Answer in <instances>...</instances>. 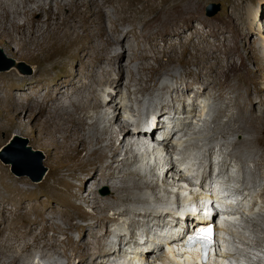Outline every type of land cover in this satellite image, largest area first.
<instances>
[{"label": "bare ground", "instance_id": "obj_1", "mask_svg": "<svg viewBox=\"0 0 264 264\" xmlns=\"http://www.w3.org/2000/svg\"><path fill=\"white\" fill-rule=\"evenodd\" d=\"M203 1L0 0V30L11 40L25 46V56L39 51L44 44L51 45V41L60 45L68 56L67 61L62 62L59 74H51L57 63L51 68L48 66L50 58L37 56V67L33 74L23 75L19 79L0 75V81L3 82L0 92L1 89L6 91L1 99L9 104H12L11 99L21 101L20 105L32 113L41 110V116L47 124L56 125L59 131L68 133L71 141H77L78 153L83 150L88 158L94 154L102 157L95 168L85 170L82 175L72 173L81 181L82 189L86 191L83 196L85 203L95 210V213L82 208L81 211L75 210L86 223L76 221L77 216L70 208L62 207L67 204V200H72V196L62 192L67 186L62 178L55 177L44 185L31 188L28 177L18 179V182L26 186L17 185L11 182L10 174L0 167V264H124L126 260L140 261L149 258L170 264V255L161 254L160 248L147 254L143 251L160 243H168V252L178 255V244L170 241H176L171 239L177 235L180 220L174 215L176 211L165 206L171 197H175L170 188L180 190L178 184L195 187L196 182L200 185L198 190L201 194L213 190L214 163L211 161L208 164L211 171L208 170L207 163H203L213 153L212 142L209 137L204 138L207 142L198 141L206 133V129H202L199 124L191 126L189 116L180 126L175 121L173 131L167 134L165 132L164 142L153 139L167 154L165 166H172L171 170L166 169L160 183L156 165H140L139 142L146 140L147 135L139 130L144 129L147 123L133 112L137 106L136 99L146 97L145 100L151 102L153 91L166 86L163 80L165 75L178 77V64L182 66L179 70L181 80L184 79L188 89L195 91L194 84H197L201 89L199 92L214 98H225V88H229V92H235L237 87L232 86L231 80L237 74L246 77V71L240 70L236 61L229 56L231 47L225 46L223 39L210 40L209 34L199 26L192 25V34L182 37L180 41L166 40V37L181 32L180 18L191 13L202 19ZM54 2L57 4L56 9L52 5ZM233 6L238 7V3L233 2ZM258 17L259 13L251 7L249 18L252 25L257 23ZM203 23L212 27L211 34L217 35L214 24L206 20ZM202 42H206L207 46L203 47ZM119 47L125 51L122 55L116 53ZM222 53L228 57L226 61L222 58ZM192 65H196L197 69H193ZM114 73L119 77L116 78ZM16 87L23 92L20 97L13 92ZM103 87H113L118 94L123 93L126 102L118 103L112 93H109V99L104 102ZM124 88L127 89L126 92ZM42 90L45 93L42 94ZM175 90L181 91L180 87ZM257 99L264 101L262 95ZM257 99L250 90L245 95L236 91L234 96L229 97L228 101L237 110V114L225 113L228 116L225 126L229 125L234 132L246 130L248 135L242 141L246 146L234 143L232 149L228 145L224 150L230 149L227 153L245 167L248 173L247 162H254L255 166L251 171L264 178V113L260 109L261 112L258 113L255 105ZM105 107L122 115L128 112L137 118L132 124V131H126L125 139L130 141L127 150L114 144L113 130L123 132V135L124 130L131 125L130 120L127 119L114 128H102V119L98 113ZM161 112L164 113L162 110ZM153 115L157 118L159 129L165 128V115V120L158 113ZM174 119L170 118L169 121ZM197 119L198 116L192 120ZM247 123L250 125L247 126ZM106 138L111 142L106 143ZM189 144L206 145L209 152L195 160L187 154L191 150ZM173 150L177 152L172 153ZM120 151L123 156L119 158L117 153ZM181 154L192 161L193 167L185 169L182 174L178 172V167L185 162ZM108 158L110 160L106 161ZM227 164L226 160L220 163L221 174H224ZM195 168L199 171H195ZM169 173H172L171 177L178 175L179 179L170 180ZM232 179L234 180L231 175L228 181L235 185ZM242 184L249 186L247 179ZM103 186L110 188L108 196L98 193V189ZM57 190L63 194H54ZM73 195L79 197L80 193ZM209 196L221 204H229L230 209L225 212V217L228 216L229 219L238 218L243 211L238 209L241 206L235 208V204L230 207L228 200L223 199L222 191L210 193ZM175 198L179 199V195ZM240 203L242 202L237 204ZM130 204L134 207L131 208ZM124 214H128L125 224L128 225L129 240L125 238L123 227L115 230L112 228L113 221H119ZM58 216L65 222L64 226L56 220ZM256 218L262 220L264 229L263 207L258 208ZM170 222L174 224L169 226ZM233 222L228 228H221L228 236L232 235L229 228L232 229L235 225ZM145 223L146 226L140 230L144 239L139 241L140 235L136 228ZM252 227L253 233L264 239L256 224H249L247 230ZM73 230L79 231V239L71 233ZM106 236H111L107 242L104 241ZM243 240L249 243L248 238L244 237ZM227 241L232 245H228V252L223 254L222 260L229 264H243L240 248L234 250L231 238L227 237ZM115 248L118 249L117 253ZM185 256L184 261L178 257L171 260L174 264L195 262L189 254Z\"/></svg>", "mask_w": 264, "mask_h": 264}, {"label": "rangeland", "instance_id": "obj_2", "mask_svg": "<svg viewBox=\"0 0 264 264\" xmlns=\"http://www.w3.org/2000/svg\"><path fill=\"white\" fill-rule=\"evenodd\" d=\"M233 2H237L238 7H234ZM211 3L220 4V10L214 15L207 14V6ZM52 5L55 9L57 8L56 2H54ZM251 7H253L257 11V13H259L257 23H254V25L251 24L249 18V9ZM201 16L202 19L197 18L189 13L185 17L180 18L179 22L181 25V32L166 37V40L180 41L182 37H186L192 34V25L201 27L204 32L209 34V38L212 41H219L223 39L225 42V46L231 47L232 51L229 52V56L236 61L240 70L246 71V77L243 78L240 74H237L232 78V86L237 87L235 89V92L238 91L240 94L245 95L247 94V91L250 90L252 91V96L255 99L259 98V95H262L264 98V1L204 0L201 8ZM203 20H206L216 26L217 35H213L210 33L212 27L205 25L203 23ZM195 39L199 40L198 37H195ZM50 44L51 45L44 44L39 51L30 54V56H25V46L16 40H11L6 33L0 30V75H5L8 77L10 76L9 78L15 77L16 79H19V77L21 78L23 75L33 74L37 67V56H40L41 58H50L48 66L51 68L54 64L57 63L55 69H52L53 71L51 74H59L62 71V62L67 61L68 56L64 54L65 50L60 47V45H58L57 43H53V41H51ZM202 46L206 47L207 43L202 42ZM225 46L223 47V49H225ZM189 47L194 50L191 44H189ZM124 52L125 51L122 47H119L116 50V53H118L117 55H122ZM52 56L54 57L52 58ZM222 58L226 61L228 57L224 53H222ZM21 63L23 64V66L21 65ZM8 65L11 66L9 68H3ZM192 68L196 70L197 66L192 65ZM181 69L182 66L178 64L176 67V70L178 71V77L171 78L166 75L164 76L163 80H165L166 86L158 87L153 91V94L151 95V102L145 100L146 97H139L138 99H136L137 106L134 109L133 114L140 115L144 120V123H147L146 121L148 120L150 114L158 113L159 115H162L161 119L165 115L164 117L167 120V127L170 128H173V126H175V121H177L176 124L180 126L182 124V121L186 120V117L189 116L191 120H189L190 122H188L191 123V126H197L199 124L202 129H206V133L198 138V141L202 143L207 142L204 138L209 137L212 142L213 153L212 155H209L207 157V161L203 163H207V166L211 161L214 163V169H212V173L214 174V181L212 182L219 188L220 191H222L227 195V197H229L230 207L234 206L235 204V208L241 206V208L238 209H243V211L239 213L238 218L235 219L231 216L230 218L232 219L228 220L225 226L227 228L233 221L237 222H233L235 223V225L232 226V229L229 228L232 235L228 236L227 234V237L228 239L231 238V240L233 241L234 250L240 248L239 254L242 257L241 260L243 264H264V239L256 233H253V227L247 230L249 224L252 226L253 224H256L258 228L261 229L264 237V229H262L263 225H261L262 220H258L256 218V212L258 211V208H264V178L260 177L257 172L251 171V169H253L255 166L254 162H247L249 167L248 173L245 167L241 166L234 157L227 153L230 149L233 148L234 143H237L238 145H244L242 141L248 135V131L246 130L243 132H234L230 130L229 125L225 126V123L228 119V116H226V114H237V110L235 108H232V103L228 101L229 97L235 95V92H229V88H225V98H214V96L199 92L201 91V89L197 84H194L195 91L193 89H188L184 79L181 80L179 72V70ZM114 75L116 78L119 77L117 73H114ZM129 79L130 78L128 77L127 80ZM188 79L191 80L190 77ZM1 82L2 81H0V85L1 88H3V82ZM177 87H180V92L178 90H175V88ZM103 88L104 102L109 99V93H112L116 96V101L118 103L124 104L126 102V99L123 98V93L118 94L115 88ZM126 91L127 89L124 88V92ZM5 92L6 91L4 89H1L0 149L10 141L14 134L20 137H24L28 139V144L32 147L33 150L42 152L44 154L43 165L48 169V171L45 177L41 179V181L36 182L31 180V177L28 175L18 176L14 174L11 171L10 165L4 164L1 158L0 167H2L10 174L11 182L17 185L26 186L25 184L18 182V179L21 177H28V179L30 180L29 186H31V188L44 185L55 177L62 178V180H64L65 184L67 185L65 186V191L62 192L72 196V200H67V204H64L62 207L70 208V210L77 216L76 221L83 222L82 218L78 216V211L75 210L81 211L82 208L89 213H95V210L91 207H88L85 203L83 196L86 194V191L82 189L83 187L81 185V181L75 178L72 173L76 172L79 175H82L85 170L95 168L97 163L102 159L101 155L94 154L90 158H88L83 150L78 153L77 141H71L68 133L59 131L56 125L47 124L44 117L41 116L43 115L41 110H39L38 112L34 111L32 113V111H30L28 108L25 109V106L24 108L20 105L21 101L16 102L13 99L10 100L12 104H9L4 99H1V96L5 95ZM13 92L16 93L18 97L23 94V92H21L18 87L14 88ZM41 93H45V90H42ZM126 95L127 99L129 100L127 93ZM9 105L12 106L9 107ZM255 105H257L258 113L261 112L259 111V109L264 113V101H260L259 99H257ZM161 110L164 111V113H162ZM246 112H249L248 109H246ZM98 116L102 119L101 127H107L109 129L111 128V126L112 128H114L115 126L120 125V123H125V120L127 119L130 120L131 125L130 127H128V129L124 130L123 135V132L120 133V131L113 130L114 144L121 145L123 146V150H127L130 141L125 139V137H127L126 131H132V124H134V121L137 118L131 116V114L128 112H125L122 115L119 112H115V110L110 107H105L102 110L100 109ZM196 116H198L199 119L193 121V117ZM170 118L175 119L174 121L172 120V122L169 121ZM163 120L165 119L163 118ZM164 124L166 125V122ZM246 125L249 126L250 123H247ZM105 142L110 143L111 141L109 138H106ZM228 145L230 149L224 150V147H227ZM188 146L191 150L187 154L195 160H197L196 158H200L201 156H204L209 152V147H207L206 145L199 146L197 144H189ZM246 151L244 153H246ZM176 152V150L172 151V153ZM117 154L119 155V158L120 156H123V153H121V151ZM182 158L185 161L190 160L184 158L183 155ZM109 160L110 158L106 159V161ZM223 160H226L229 163L227 164L226 169H224V174L228 178H225V176H223L224 174L222 173V175L220 172L221 168L219 166L220 163L223 162ZM24 164L23 166L25 167H33V164ZM134 167L136 166H132V168ZM194 170L197 172L199 171L197 168H195ZM208 170L211 171V168L209 166ZM231 175L235 180L234 181L232 179L235 185H233L232 182L230 183L228 181V179L231 178ZM172 178L174 179L177 177H170V180H173ZM246 179L248 180L249 186L242 184ZM153 181L157 182L154 179ZM159 182L161 183V181ZM159 187L163 186L160 185ZM170 192L172 193V191ZM73 193H80V196L75 197ZM98 193L108 196L111 193V190L108 186H103L98 189ZM232 193H234L235 195H233ZM54 194L63 193L57 190L54 192ZM172 195L174 194L172 193ZM44 198H46V196H44ZM171 199L174 200V197H171ZM188 200L189 199L187 198L185 199V201ZM240 201L242 203L237 204ZM168 202V205L165 206L170 207V209L174 212L175 210L170 199L168 200ZM130 207L133 208L134 205L130 204ZM112 213L113 211L111 212V214ZM174 215L177 214L175 213ZM56 220L60 222L61 225H65V222L62 221L60 216H58ZM231 220L232 222H230ZM127 221L128 214H124L119 221H113L112 228L113 230H115L123 227L125 229L123 231V233H125V238L129 240L130 234L128 235V225L125 224L127 223ZM177 222L178 221H174V223ZM178 224H182V219L180 220V222H178ZM144 226H146V223L136 228V231L139 232V235L140 230L144 228ZM155 228L157 227L155 226ZM71 233L74 235V237L78 239L80 238L79 231L73 230ZM60 234L62 237H65L63 233ZM244 237L248 238L249 243H246L243 240ZM110 239L111 236H106L104 241L107 242ZM229 244L231 243L227 241V245ZM114 251L117 253L118 249L115 248ZM115 256L119 257L118 254H116ZM62 260H65V258L62 257ZM232 261L235 262L236 260L233 259Z\"/></svg>", "mask_w": 264, "mask_h": 264}, {"label": "clouds", "instance_id": "obj_3", "mask_svg": "<svg viewBox=\"0 0 264 264\" xmlns=\"http://www.w3.org/2000/svg\"><path fill=\"white\" fill-rule=\"evenodd\" d=\"M156 120L157 118L153 114H150L148 120L146 121L147 122L146 127L142 130H139L143 133L145 132V134L147 135L146 140H140L139 142V147H140L139 161L141 166L156 165L159 173V178L161 181L166 169L171 170L172 166L170 167L165 166V163L167 162L166 159L167 154L162 150V148H160L161 147L160 145H157L154 142L153 139H159L164 142L165 132L166 134L170 133L173 131V128L167 127L166 125L165 128L159 129ZM187 168L193 169L190 160L188 162L185 161L181 163V165L178 167V172L182 174V172H184L185 169ZM171 174L172 173H169L168 175ZM175 177H177L175 178V180L179 179L178 175ZM187 177L186 179H189ZM212 181H214V179ZM194 183L196 185L195 187L194 186L186 187L183 184H178V187L181 188L180 190L170 188V191H172V193L174 194L173 196L176 197V195H179V199L177 198L176 200V198L174 197V200H172L171 198L170 200H172L171 203L173 204L174 210L176 211L179 220L182 219V224H178L177 226L178 228L177 235L172 236L174 238L171 239L176 241H170V243L172 242L178 243L182 241L183 238L187 237L188 234L193 233L196 228L201 226V224L210 223L208 227L213 228L214 240L211 242V247L209 248L210 252L206 260L205 261L201 260L202 256H200V253L197 249L189 250L187 254H189L192 257V259L195 260L193 264H197V262H200L201 264H228L226 260H222L223 254L228 252L227 250L228 245H227V234L225 233L224 230H221V228L225 227L228 220H230L228 216L225 217V212L227 211V209H230L229 204L228 203L221 204L220 202H217L215 198H209L210 193L220 191L217 186H213L212 191H206L205 193L201 194L198 190V187L200 185H198L196 182ZM223 194H224L223 199L228 200L229 202V197H227L225 193ZM186 198L189 200L185 201ZM207 198L213 201L210 204L209 209H206L204 206V201ZM208 215H209V220H206L205 217ZM192 220H194L193 223L191 222ZM172 224L174 223L170 222L169 226H171ZM181 234L183 235L181 236ZM139 237H140L139 241L140 240L143 241L144 235H140ZM147 244L150 245L149 243ZM167 245L168 243H160L154 246L152 245L146 250L143 249V251H145V254H147L152 252L153 250H157V248L158 249L160 248L161 250H159V252L161 254L168 253L170 255L169 257L170 264H174V261L171 259H175V257L181 258L183 259V261L185 260L186 256L184 257H181L179 255L174 256L173 254L169 253L166 248ZM154 261H152L151 258H149V260L144 259L140 261H138V259L136 261L135 259H133V260H126L124 264H143L142 262H144L145 264H163V262L160 259L156 260L155 262Z\"/></svg>", "mask_w": 264, "mask_h": 264}, {"label": "water", "instance_id": "obj_4", "mask_svg": "<svg viewBox=\"0 0 264 264\" xmlns=\"http://www.w3.org/2000/svg\"><path fill=\"white\" fill-rule=\"evenodd\" d=\"M220 10V4L211 3L207 6V14L214 15ZM23 66V64L21 63ZM11 65L3 68H9ZM0 158L4 164L10 165L11 171L18 175H28L33 181H41L48 171L43 165L44 154L32 149L28 139L16 134L0 149ZM24 163L33 164V167H25ZM25 165V164H24ZM28 165V164H27Z\"/></svg>", "mask_w": 264, "mask_h": 264}, {"label": "snow or ice", "instance_id": "obj_5", "mask_svg": "<svg viewBox=\"0 0 264 264\" xmlns=\"http://www.w3.org/2000/svg\"><path fill=\"white\" fill-rule=\"evenodd\" d=\"M212 231L213 230L211 227L201 229L196 237H189V242H192L195 239H205V240L210 239L212 235Z\"/></svg>", "mask_w": 264, "mask_h": 264}]
</instances>
